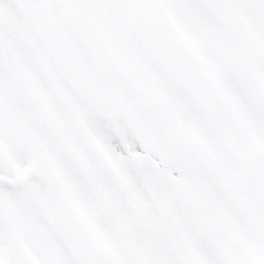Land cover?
I'll return each instance as SVG.
<instances>
[{
  "label": "snow or ice",
  "instance_id": "6c2138e0",
  "mask_svg": "<svg viewBox=\"0 0 264 264\" xmlns=\"http://www.w3.org/2000/svg\"><path fill=\"white\" fill-rule=\"evenodd\" d=\"M0 264H264V0H0Z\"/></svg>",
  "mask_w": 264,
  "mask_h": 264
}]
</instances>
